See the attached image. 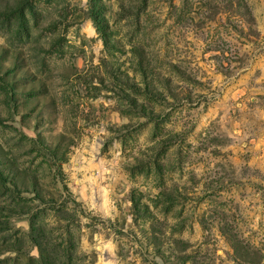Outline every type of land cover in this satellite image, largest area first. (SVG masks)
<instances>
[{
	"label": "rangeland",
	"instance_id": "1",
	"mask_svg": "<svg viewBox=\"0 0 264 264\" xmlns=\"http://www.w3.org/2000/svg\"><path fill=\"white\" fill-rule=\"evenodd\" d=\"M0 264H264V0H0Z\"/></svg>",
	"mask_w": 264,
	"mask_h": 264
}]
</instances>
